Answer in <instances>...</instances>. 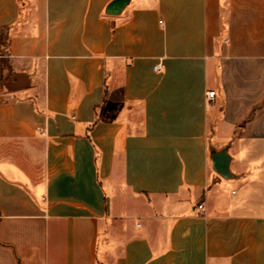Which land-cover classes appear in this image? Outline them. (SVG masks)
I'll return each instance as SVG.
<instances>
[{
	"label": "crops",
	"instance_id": "obj_1",
	"mask_svg": "<svg viewBox=\"0 0 264 264\" xmlns=\"http://www.w3.org/2000/svg\"><path fill=\"white\" fill-rule=\"evenodd\" d=\"M112 1L0 0V264H264V0Z\"/></svg>",
	"mask_w": 264,
	"mask_h": 264
},
{
	"label": "water",
	"instance_id": "obj_2",
	"mask_svg": "<svg viewBox=\"0 0 264 264\" xmlns=\"http://www.w3.org/2000/svg\"><path fill=\"white\" fill-rule=\"evenodd\" d=\"M126 4V0H113L106 8V12L111 14L118 13ZM213 169L222 177L230 178L229 171L230 155L226 149L215 151L210 155Z\"/></svg>",
	"mask_w": 264,
	"mask_h": 264
},
{
	"label": "built area",
	"instance_id": "obj_3",
	"mask_svg": "<svg viewBox=\"0 0 264 264\" xmlns=\"http://www.w3.org/2000/svg\"><path fill=\"white\" fill-rule=\"evenodd\" d=\"M153 69H154L155 71H160V69H161V63H160V62L156 63V64L153 66ZM213 95H214V90H208V91L206 92V96H207L208 98H213ZM198 208H199V209H202V204H201V203L198 204Z\"/></svg>",
	"mask_w": 264,
	"mask_h": 264
}]
</instances>
